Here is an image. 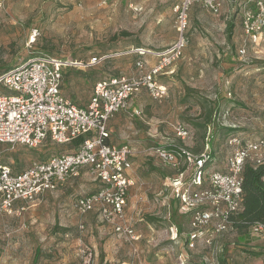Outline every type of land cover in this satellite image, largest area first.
Segmentation results:
<instances>
[{
	"label": "rangeland",
	"instance_id": "1",
	"mask_svg": "<svg viewBox=\"0 0 264 264\" xmlns=\"http://www.w3.org/2000/svg\"><path fill=\"white\" fill-rule=\"evenodd\" d=\"M179 1L9 0L0 10V76L41 55L86 63L105 55L107 60L86 70L64 73V95L75 104H88L98 81L132 74L133 50L158 51L174 44L179 36L174 6ZM256 1L225 0L218 15L192 6L190 44L174 74L160 77L168 96L157 101L143 91L113 123V142L129 143L138 153L127 214L140 241L127 242L98 213L81 217L75 212L79 197L98 189L97 182L82 174L25 211L0 215V264H81L82 251L92 254V264H179L180 257L186 264H264V234L255 229L249 246L239 244V232L230 228L212 246L197 239V247L189 249V218L180 213L167 187L176 172L148 155L156 145L212 152L216 164L206 167L208 172L227 163L232 135L243 140L264 136V44L246 43L242 24L244 8L256 11ZM245 43L242 58L238 53ZM179 125L190 132L185 142L176 134ZM0 149L3 162L16 172L73 152L72 146L51 142L38 149ZM247 248L260 253L250 255Z\"/></svg>",
	"mask_w": 264,
	"mask_h": 264
},
{
	"label": "built area",
	"instance_id": "2",
	"mask_svg": "<svg viewBox=\"0 0 264 264\" xmlns=\"http://www.w3.org/2000/svg\"><path fill=\"white\" fill-rule=\"evenodd\" d=\"M8 2L0 0V10ZM194 5L214 15L223 11L222 0H180L174 6L179 32L174 44L158 51L143 47L133 50L135 71L98 81L86 106L64 95V73L67 69L86 70L107 60L105 55L93 57L91 63L41 55L0 76V145L38 149L51 142L73 147V152L34 162L21 172L3 162L0 149V215L23 212L46 194L57 193L69 181L88 174L98 189L80 196L75 212L81 217L98 213L102 222L127 242L140 241L127 214L130 191L136 186L132 158L137 152L129 143H110L108 127L143 91L157 101L168 96L160 77L173 74V67L190 44L188 18ZM255 7L256 11L244 8L242 24L246 43L258 47L264 44V0L256 1ZM246 43L239 49V57L247 54ZM176 134L183 142L190 139L185 126L179 125ZM227 142L231 149L227 163L208 172L207 151L196 154L178 145H156L148 151L149 156L176 172L175 177L168 178L167 187L180 213L189 218V249L197 247V239L212 246L217 236L229 232L231 219L243 211L245 166L264 165V136L243 140L232 135ZM79 228L85 229L83 221ZM255 231L264 234V225ZM82 253L81 264H92V254ZM179 260L185 264L182 257Z\"/></svg>",
	"mask_w": 264,
	"mask_h": 264
},
{
	"label": "trees",
	"instance_id": "3",
	"mask_svg": "<svg viewBox=\"0 0 264 264\" xmlns=\"http://www.w3.org/2000/svg\"><path fill=\"white\" fill-rule=\"evenodd\" d=\"M208 157L209 165L216 164L212 152L208 153ZM243 174V211L231 219V228L239 232V244L249 246L252 230L264 225V165L255 167L247 164ZM245 252L254 256L260 253L254 248H247Z\"/></svg>",
	"mask_w": 264,
	"mask_h": 264
},
{
	"label": "crops",
	"instance_id": "4",
	"mask_svg": "<svg viewBox=\"0 0 264 264\" xmlns=\"http://www.w3.org/2000/svg\"><path fill=\"white\" fill-rule=\"evenodd\" d=\"M224 1V2H223ZM222 2H223V6H224V3H225V0H222ZM230 2L231 3H235L236 2V0H230ZM198 6V5H197ZM224 9V8H223ZM136 59V58H135ZM135 61V60H134ZM136 62V61H135ZM174 68V67H173ZM173 70V69H172ZM135 71V67L133 68V72ZM132 72V73H133ZM173 74H174V71H173ZM173 74H171V75H173ZM122 75V74H121ZM125 75H129V74H125ZM145 93H147L146 91H144ZM148 94V93H147ZM66 96V95H65ZM68 97V96H67ZM69 98V97H68ZM70 99V98H69ZM71 100V99H70ZM73 101V100H72ZM74 103H75V101H73ZM77 103V102H76ZM78 104V103H77ZM78 105H80V104H78ZM86 105H88V104H86V103H83V105L82 106H86ZM128 110H126V112H127ZM126 112H124V113H126ZM122 114V113H121ZM121 114H119L118 116H116L112 121H110V124H109V129H110V131H111V139H110V143H113V144H115L114 142H113V140H112V136H113V128H112V126H113V123H114V121L116 120V118H118L119 116H121ZM116 145H120V144H116ZM138 154V153H137ZM137 154H136V156H134L133 158H132V161H134L136 158H137ZM134 164H135V161H134ZM218 168H221V167H218ZM134 172H135V170H134V168H133V172H132V175L134 174ZM134 177V176H133ZM183 259V258H182ZM184 262H185V264L186 263H189L187 260L185 261L184 260ZM180 264V263H179Z\"/></svg>",
	"mask_w": 264,
	"mask_h": 264
}]
</instances>
